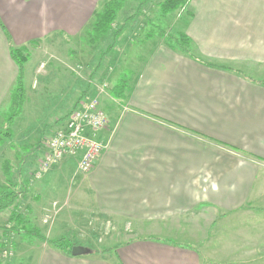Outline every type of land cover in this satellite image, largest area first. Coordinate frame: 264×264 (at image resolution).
<instances>
[{
	"label": "crops",
	"instance_id": "obj_1",
	"mask_svg": "<svg viewBox=\"0 0 264 264\" xmlns=\"http://www.w3.org/2000/svg\"><path fill=\"white\" fill-rule=\"evenodd\" d=\"M104 1L0 0L1 132L18 76L10 50L76 40ZM177 12L172 36H186L193 57L163 38L141 44L123 68L124 100L101 103L105 149L90 172L66 158L33 177L61 107L23 129L16 117L0 137V189H23L17 199L47 240L91 252L24 240L35 264H264V0H189ZM35 75L58 77L39 67Z\"/></svg>",
	"mask_w": 264,
	"mask_h": 264
},
{
	"label": "rangeland",
	"instance_id": "obj_2",
	"mask_svg": "<svg viewBox=\"0 0 264 264\" xmlns=\"http://www.w3.org/2000/svg\"><path fill=\"white\" fill-rule=\"evenodd\" d=\"M109 1L113 0H105L103 5ZM162 1H125L122 9L116 14L111 30L96 42H93L91 27V29L83 31L76 40H57L51 46L40 48L39 52L33 53L34 55L30 50H25L23 55L29 60L28 63L24 64L26 71L24 84L22 83L25 101L22 105V112L20 111V115L16 116L17 127L23 129L25 121L27 124L30 122L34 124L35 121L42 123L46 120L47 123L51 117L48 118V115L55 112V108L60 107L62 108L59 111L61 116L57 122L61 123L77 100L84 96L99 98L100 105L104 99L106 101L108 96H111V92L121 75L127 76L130 80V74L123 71V68H130L131 60L135 57V51L142 47L141 44L149 39H164L166 34L172 36L175 33L173 29L178 26L176 20L178 17L176 13L178 12L171 14L168 19L165 16L163 18L158 8V4ZM36 67L45 71L56 72L58 77L50 75L46 79H41V76L35 75ZM31 85L35 89H31ZM103 86L106 88L102 92ZM8 116L9 109L1 116V120H7ZM40 131L41 127L38 123L33 132L40 133ZM2 132L5 134L1 137L9 138L7 136L9 135L8 130H2ZM42 142H39L38 145L40 146ZM36 146L37 143L32 142L27 151L33 153ZM40 153L41 150L37 153L38 156ZM71 167L72 172L75 171L76 173V167ZM5 186L13 194L17 193L18 196L23 194V189L21 187L13 189L11 182L6 183ZM17 200L14 202L15 208H8L9 216L6 217L5 215L4 220L0 221V262L2 264H35L36 254L24 250V244L27 243L23 241L29 239L22 234L11 233L8 219L13 209L25 217L28 227L35 228V225H39L37 222L39 219L36 217L33 220V217L27 215L24 205L28 200L25 202ZM112 225L118 230V227ZM106 226L108 227V225ZM110 228L108 227V230ZM174 242L184 243L181 238H176ZM81 243L89 248L94 247L87 242L81 241Z\"/></svg>",
	"mask_w": 264,
	"mask_h": 264
},
{
	"label": "trees",
	"instance_id": "obj_3",
	"mask_svg": "<svg viewBox=\"0 0 264 264\" xmlns=\"http://www.w3.org/2000/svg\"><path fill=\"white\" fill-rule=\"evenodd\" d=\"M125 1L127 0L109 1L105 3L101 7V9L94 14V18H93L94 20H93L92 30H91V34L94 39L93 42L98 41L99 38H101L107 32L111 30L113 22L116 18V14L122 9ZM188 4H189V0H163L161 3L158 4V8H159L160 15L164 17L170 13H174V12L182 11L186 9ZM164 39L166 40L165 45L168 48L172 50H177L181 54L186 55L188 57H191V58L193 57L190 40L183 34H178L177 37L166 34L164 36ZM24 52H25L24 49H11L10 50L11 59L14 61V63L16 64L18 68V76L16 79L15 87L10 96L9 116L6 120L7 127L11 124L14 118L18 116V114L20 113L22 109V105L24 103V89H23V84H22L23 66L27 62V57H24L23 55ZM128 83H129V79L127 78V76L121 75L116 83V86L113 88L111 92V97L117 101H123L124 93L128 88ZM7 130L9 132L8 134L10 135V131L8 128ZM3 134L5 133L0 131V137ZM6 176L8 177V174H6ZM17 198H18L17 193L13 194V192L8 191V187L6 186L2 187L0 189V212L8 209L9 207L15 208L14 202L16 201ZM9 223H10L9 230L11 233L15 235L22 234L24 235L25 238L36 239L42 242H46L51 248L66 252L67 254H70V250L73 247V244L65 240H57V241L47 240L45 237H43L40 234L38 229L28 227L26 224L25 217L15 209H13V211L10 214ZM0 264L2 263L0 262Z\"/></svg>",
	"mask_w": 264,
	"mask_h": 264
},
{
	"label": "built area",
	"instance_id": "obj_4",
	"mask_svg": "<svg viewBox=\"0 0 264 264\" xmlns=\"http://www.w3.org/2000/svg\"><path fill=\"white\" fill-rule=\"evenodd\" d=\"M105 88L103 86L101 91ZM107 124V116L101 108L99 98H80L54 133L43 142L34 179H39L66 158L78 159L77 171L80 174L90 172L105 149L97 135Z\"/></svg>",
	"mask_w": 264,
	"mask_h": 264
},
{
	"label": "water",
	"instance_id": "obj_5",
	"mask_svg": "<svg viewBox=\"0 0 264 264\" xmlns=\"http://www.w3.org/2000/svg\"><path fill=\"white\" fill-rule=\"evenodd\" d=\"M91 252L83 247L73 246L70 250V255L72 257H80L90 254Z\"/></svg>",
	"mask_w": 264,
	"mask_h": 264
}]
</instances>
